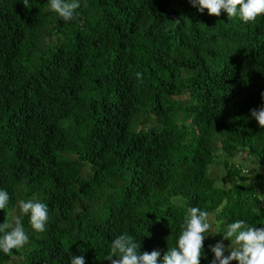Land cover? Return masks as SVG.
<instances>
[{"label": "trees", "instance_id": "1", "mask_svg": "<svg viewBox=\"0 0 264 264\" xmlns=\"http://www.w3.org/2000/svg\"><path fill=\"white\" fill-rule=\"evenodd\" d=\"M79 3L65 21L50 0H0V224L18 217L29 237L0 264H110L121 234L162 264L190 207L209 213L211 264L229 223L264 227V128L250 113L264 106V14ZM20 200L47 205L44 232Z\"/></svg>", "mask_w": 264, "mask_h": 264}, {"label": "clouds", "instance_id": "2", "mask_svg": "<svg viewBox=\"0 0 264 264\" xmlns=\"http://www.w3.org/2000/svg\"><path fill=\"white\" fill-rule=\"evenodd\" d=\"M25 8H29V0H21ZM193 7L201 13L207 9L209 15L219 16L221 10L227 13L228 19L238 17L242 22L255 21L264 14V0H189ZM239 6V7H238ZM50 10L57 13L65 21L72 20L77 15L76 9L80 7L79 0H50ZM136 78L142 82V74L136 73ZM264 98V92L261 93ZM251 117L254 118L261 128H264V106L259 109H250ZM9 201L7 191L0 190V209H6ZM19 210L21 214L29 215L31 228L42 233L48 221L47 205L32 200H20ZM182 231L177 239L176 246L167 250L163 256L162 264H200V257L204 246L205 233L211 232L212 224L209 213L198 207H190L181 225ZM0 251L11 254L13 249L19 250L28 243L29 237L17 217L14 226L0 224ZM220 233V232H217ZM221 241L210 246L214 258L211 264H230L238 261V264H264V227L250 226L243 219L227 225L226 231L222 232ZM223 240L231 242L230 251L225 255L226 246ZM140 249L134 238L127 234L117 236L110 245V251L105 260L110 264H158L160 252L153 250L150 253H140ZM70 264H85L83 256L72 255Z\"/></svg>", "mask_w": 264, "mask_h": 264}, {"label": "rangeland", "instance_id": "3", "mask_svg": "<svg viewBox=\"0 0 264 264\" xmlns=\"http://www.w3.org/2000/svg\"><path fill=\"white\" fill-rule=\"evenodd\" d=\"M263 193H264V189H263Z\"/></svg>", "mask_w": 264, "mask_h": 264}]
</instances>
